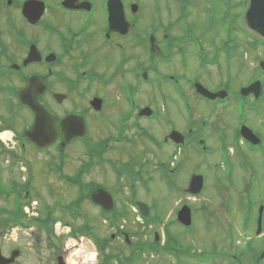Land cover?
<instances>
[{
	"label": "flooded vegetation",
	"instance_id": "af4514ba",
	"mask_svg": "<svg viewBox=\"0 0 264 264\" xmlns=\"http://www.w3.org/2000/svg\"><path fill=\"white\" fill-rule=\"evenodd\" d=\"M25 1L0 0L7 23L0 30V97L6 109H14L21 94L37 95L57 116L59 146L60 120L80 114L87 154L95 157L102 149L100 158L114 164V187L94 186L90 194L102 188L113 207L140 202L151 212L165 193L174 207L170 226L177 229L167 234L166 244H177L178 252H166L172 258L264 264V39L243 24L250 0H207L197 19L189 11L192 0H37L42 13L36 23L23 16ZM109 8L116 21L132 24L126 34L119 33L125 23L109 30ZM93 99L99 102L91 104ZM149 109L150 116L142 114ZM205 109L210 114L202 118ZM218 110L229 113L230 121L216 119ZM89 204L105 223L111 220L90 198ZM183 208L189 209V226L178 220ZM149 214L148 226L141 220L144 227L161 223L158 214ZM200 220L211 227L225 223L226 245L216 242L213 249L195 252L179 244ZM150 234L157 246L164 232L152 228ZM110 238L129 243L122 226ZM0 240L9 241L1 235ZM0 251L15 256L11 264H19L24 253L20 245H0Z\"/></svg>",
	"mask_w": 264,
	"mask_h": 264
},
{
	"label": "rangeland",
	"instance_id": "374dc122",
	"mask_svg": "<svg viewBox=\"0 0 264 264\" xmlns=\"http://www.w3.org/2000/svg\"><path fill=\"white\" fill-rule=\"evenodd\" d=\"M206 1L207 0H192L191 5H195L193 7L190 6L189 11H191L194 17L196 16V19L201 14L203 5L204 7L207 5ZM3 13L4 11L0 13V30L5 29L7 24L5 20L6 15ZM145 15L147 14L145 13ZM148 16L153 20L154 16H152V14ZM16 23L19 22L17 21ZM139 24L141 27L147 26V23L141 22V20ZM4 37L5 36H3V38ZM4 39L8 41L6 37ZM163 45L161 41L158 43L160 49ZM111 55L114 57V52H111ZM187 65H193L190 59L187 60ZM178 72H180V70H178ZM248 74L249 72L246 73V76ZM245 79L246 77L244 81ZM216 80L217 79H214L212 82ZM241 81H243V78H241ZM205 82L207 84L209 83L208 80H205ZM145 89L149 88L146 87ZM105 94L107 95L106 92ZM111 96V99H114L115 94ZM139 99L144 103L147 101L148 97L146 94H143ZM70 105V102L64 104L65 107H69ZM158 108L162 115L165 116L166 111L164 107L158 103ZM201 112L203 114H200L202 118L206 116V114H210L208 109L201 110ZM0 114L8 119L9 124L13 126L17 132L22 131L25 125L31 123V116L28 111L14 107V115H12L11 112L6 109L5 101L1 100V97ZM215 116L216 119H220L221 116H223L227 121H230V114L224 111H216ZM95 123L100 124L98 119ZM94 132L95 131L92 129V134L90 136L95 137ZM162 134L163 133L158 130L157 136H161ZM104 135L105 132L103 130L102 136ZM93 140L96 142L97 138ZM0 141L4 145H11L9 139L3 140L0 138ZM14 148L13 151L17 157H23L30 167L31 186L30 190L28 189V193L30 192L28 202H33L29 204V214L25 221H28L35 215H32L33 212H38L40 216H42L45 215L47 211H53L52 213H54V216L60 217L63 222H69V225L72 224V229L76 230L78 226L83 223L81 217L76 215L75 210H73L74 214L71 215L68 212H64L65 210L63 209V206L72 204L77 207L78 211L85 214L88 220L85 228L93 235V237L86 236V239H83V237L75 238L72 235L69 236L66 234L67 230L57 229L54 235L56 238L54 236L47 237L44 231L37 227L38 225L36 223L30 224V226H32L31 229H27L24 232L16 230L13 232V230L8 229V225L7 229L5 228L3 223L5 219L1 218V214L0 230L2 232L0 235L2 238L7 236L9 241L3 242L0 240V245L3 246L4 250H7L12 245H20L24 253L19 258V264H56L57 256L62 257L65 264H100L102 255L99 254L97 250L98 246L102 247L104 253L109 255L110 264H196L192 261H188L189 259H184L180 262L178 259L172 258V256L164 253L163 248L165 244L167 241H171L167 235L168 231H177L175 226H170L174 207L168 205L169 198L165 193L159 202V207L150 209L151 212H149L158 214L162 220L161 223L152 226L155 230L164 232V234H162L163 236L160 238L162 243L160 242L157 246L153 244V237L150 234L152 228L143 226V223H141L140 218L131 206L117 207L119 210L126 211L124 216L119 218L118 224L124 229L129 238V243L123 242L121 239L110 238V234L117 231V227L115 225H107L98 215L97 208L89 204L87 197L91 191L89 189L90 187L103 184L114 187V164L109 161H107L109 163H106L100 158V155L90 157L87 154L88 149L83 140L72 142L61 148L58 143H55L48 147L46 151L39 152L27 144L22 152H20L17 145H15ZM21 164L24 165L23 162H16L14 158L1 156L0 181L5 184V186L9 188L12 186L18 188V184H21L27 179L28 174L26 171L24 172V167L21 166ZM56 164L60 168L58 173L54 172ZM189 164V167L192 168V163L190 162ZM60 175L69 176L72 184L66 182L64 178H60ZM70 184L72 186H70ZM19 189L18 191H20ZM23 194L24 192L20 191L21 197ZM119 196L120 193H117V197ZM10 198L11 197L8 199L3 196L0 197V209H2V207L12 209ZM227 231H229L227 225L223 222L218 227L215 224L211 227L200 220L195 225L194 230L190 231L189 235L182 236V239L178 238L179 244L189 246L195 252L198 250L208 251L217 247V243H219V245L221 244V246L226 245L225 235H227ZM25 232H29L30 235H25ZM48 239L52 241L54 246H49L50 241ZM91 241L93 245H91ZM138 241L142 243L139 246L136 245ZM173 244L174 245H166L167 247H174V251L178 252L176 242H173Z\"/></svg>",
	"mask_w": 264,
	"mask_h": 264
},
{
	"label": "water",
	"instance_id": "95a60500",
	"mask_svg": "<svg viewBox=\"0 0 264 264\" xmlns=\"http://www.w3.org/2000/svg\"><path fill=\"white\" fill-rule=\"evenodd\" d=\"M32 1H29L25 8V16L36 21L39 18L40 9L36 6H31ZM117 14L112 10L109 12V29L114 26L125 23V28L119 30L121 33H126L128 30L127 22L116 21ZM244 26L256 37L264 39V0H250L247 4V10L245 12ZM31 81V80H30ZM40 88H42L40 86ZM19 100L22 104L29 107L34 113V120L30 128H25L23 131L24 136L32 144L37 147H45L53 143L57 137L58 131L55 127V116L51 113L47 106L39 101L37 95L21 94ZM60 129L64 134L65 142L71 140L74 136H80L83 133L84 126L82 119L79 115H70L60 120ZM64 145V142L61 143ZM191 192H195V189H191ZM91 199L95 203H99L104 209L110 208L109 196L102 189H98L91 194ZM140 205V204H139ZM139 209L143 215H147L146 207L140 205ZM189 215L186 211H181L178 220L183 224L188 225ZM12 259H5L0 254V264H6ZM60 257L58 258V264H61Z\"/></svg>",
	"mask_w": 264,
	"mask_h": 264
},
{
	"label": "trees",
	"instance_id": "16d2710c",
	"mask_svg": "<svg viewBox=\"0 0 264 264\" xmlns=\"http://www.w3.org/2000/svg\"><path fill=\"white\" fill-rule=\"evenodd\" d=\"M20 103H18L19 105ZM20 106V105H19ZM12 115H14V111H10ZM11 116V115H10ZM0 129H10V130H15V128L13 126H11L9 124V121L8 119L5 118V116L1 115L0 114ZM16 138L18 139L19 143H20V146L22 144V142H25L24 138L22 137V134L21 133H16ZM1 156L5 157V156H8L10 158H14V160L17 157V155L14 153H11L10 151H8L4 146L3 144L0 142V160H1ZM17 160V159H16ZM15 160V161H16ZM22 161L24 163V165L26 166L27 168V174H28V177H27V182L23 183V186L25 187H28V186H31L30 185V180H31V176H30V167H29V164L22 158ZM60 171V168L59 166L56 164L55 165V170L54 172L58 173ZM61 178H64L65 180L67 181H70V177L69 176H62L60 175ZM28 189H26L27 191ZM0 191L1 193L0 194H3L5 196L3 197H8V195L12 192H14L15 194H19L17 192V189L15 187H7L5 185H3L1 182H0ZM20 195V194H19ZM28 196V195H27ZM26 196V197H27ZM76 204V202H75ZM24 205V202H23V199H21L20 201H17L16 200V203L13 205V208L10 209V210H7L5 208H2L0 209V215L2 214V216H5L6 219L5 221H3L4 224L10 222L12 225H16V224H23V218H24V215L22 213V206ZM65 210H68L70 211V213L73 212V210H75L77 212V207L73 206L72 204H68L66 207H65ZM53 211H47L45 213V215H42L41 217V220L38 221V226L41 230H43L44 232H46L47 236L49 237L50 234H51V226L53 224V222L57 219L56 217H54ZM125 214V211H122L120 212V214H115V215H121L123 216ZM114 218V216H113ZM10 220V221H9ZM84 224V225H83ZM87 222H84L82 223L81 225L78 226V228L76 230H78L79 232L89 236V237H93V235L90 234L89 230H87L85 228ZM50 241V244H51V240L48 239ZM99 254L102 255V258H101V262L100 264H110L109 263V255L104 253V249L100 246H98L97 248Z\"/></svg>",
	"mask_w": 264,
	"mask_h": 264
},
{
	"label": "bare ground",
	"instance_id": "6f19581e",
	"mask_svg": "<svg viewBox=\"0 0 264 264\" xmlns=\"http://www.w3.org/2000/svg\"><path fill=\"white\" fill-rule=\"evenodd\" d=\"M0 138L3 139V140H7V139H10V133L9 132H1L0 133Z\"/></svg>",
	"mask_w": 264,
	"mask_h": 264
}]
</instances>
